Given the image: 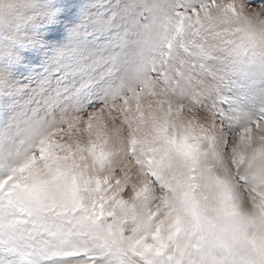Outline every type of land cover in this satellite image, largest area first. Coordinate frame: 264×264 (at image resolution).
<instances>
[{
	"label": "snow or ice",
	"instance_id": "6c2138e0",
	"mask_svg": "<svg viewBox=\"0 0 264 264\" xmlns=\"http://www.w3.org/2000/svg\"><path fill=\"white\" fill-rule=\"evenodd\" d=\"M0 264H264V0H0Z\"/></svg>",
	"mask_w": 264,
	"mask_h": 264
}]
</instances>
